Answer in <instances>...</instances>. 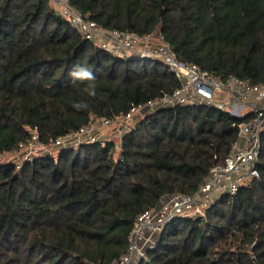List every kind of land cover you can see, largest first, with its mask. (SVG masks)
I'll use <instances>...</instances> for the list:
<instances>
[{"label": "trees", "instance_id": "obj_1", "mask_svg": "<svg viewBox=\"0 0 264 264\" xmlns=\"http://www.w3.org/2000/svg\"><path fill=\"white\" fill-rule=\"evenodd\" d=\"M109 30L162 32L177 56L223 78L264 82V0H70ZM91 67L96 96L73 81ZM162 62L115 55L85 39L49 0H0V153L76 131L172 92ZM84 102L86 110L73 107ZM212 104L161 107L115 140L0 163V264H110L138 216L169 193L194 194L240 137ZM236 123L237 125H234ZM260 176L163 229L138 264H264V133Z\"/></svg>", "mask_w": 264, "mask_h": 264}, {"label": "built area", "instance_id": "obj_2", "mask_svg": "<svg viewBox=\"0 0 264 264\" xmlns=\"http://www.w3.org/2000/svg\"><path fill=\"white\" fill-rule=\"evenodd\" d=\"M52 1L59 6V14L67 18L83 38L117 56L160 61L176 75L180 86L145 103L135 104L127 113L116 118L92 119L89 125L59 136L50 145L40 142L38 133L34 131L30 143L40 145L46 151L44 153L52 154L53 150L60 151L83 142L99 140L104 143L107 140L100 139L95 134L99 121L106 124L121 122L122 130L131 127L127 123L141 120L158 108L178 104H212L233 116L245 118L238 124L240 137L232 145L225 162L211 169L194 194H165L155 207L138 216L131 232L128 250L110 263L138 264L139 260L147 257L148 250L156 245H152L156 236L174 218L181 215L206 216V209L223 195H235L241 187L249 185L254 178L260 176L258 163L264 133V82L253 83L235 75L223 78L202 69L194 62L180 59L162 32L139 34L109 30L88 19L70 0Z\"/></svg>", "mask_w": 264, "mask_h": 264}, {"label": "rangeland", "instance_id": "obj_3", "mask_svg": "<svg viewBox=\"0 0 264 264\" xmlns=\"http://www.w3.org/2000/svg\"><path fill=\"white\" fill-rule=\"evenodd\" d=\"M49 1L51 5L55 8V10L59 13L60 11L59 6L56 5L54 1L52 0H49ZM139 120L127 123V125L131 127L122 129V130L120 129L122 127L121 124H123L121 122L119 123L113 122V123L106 124V123H102L101 121H99V124H97L96 129H95V134L97 135L98 138L103 139V140H110V139L115 140L116 146H117L115 154H119L121 150V140L124 134L132 130L136 126V124L139 122ZM44 152L46 151H44L43 148L40 147V145H38L35 142H31L29 144H26L25 146H22V148L19 150L0 153V163L16 162L18 164H22L23 161L34 158L35 156L43 155ZM52 152H53L52 154L55 156L59 154V150H53ZM159 237H160V234L156 236L154 243L152 245L156 244Z\"/></svg>", "mask_w": 264, "mask_h": 264}, {"label": "clouds", "instance_id": "obj_4", "mask_svg": "<svg viewBox=\"0 0 264 264\" xmlns=\"http://www.w3.org/2000/svg\"><path fill=\"white\" fill-rule=\"evenodd\" d=\"M69 75L73 79V81L87 82L83 91L86 92L89 96L92 97L96 96L97 78L91 67L83 64L74 65ZM73 107L78 110H86L88 105L87 103L79 102V103H75Z\"/></svg>", "mask_w": 264, "mask_h": 264}]
</instances>
